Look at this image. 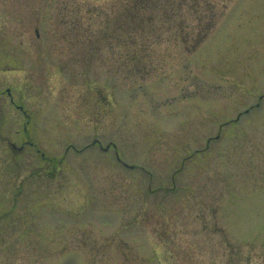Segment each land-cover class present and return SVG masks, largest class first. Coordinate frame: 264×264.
Segmentation results:
<instances>
[{"label": "rangeland", "instance_id": "374dc122", "mask_svg": "<svg viewBox=\"0 0 264 264\" xmlns=\"http://www.w3.org/2000/svg\"><path fill=\"white\" fill-rule=\"evenodd\" d=\"M208 1L196 41L133 0H0V264H264V0Z\"/></svg>", "mask_w": 264, "mask_h": 264}, {"label": "trees", "instance_id": "16d2710c", "mask_svg": "<svg viewBox=\"0 0 264 264\" xmlns=\"http://www.w3.org/2000/svg\"><path fill=\"white\" fill-rule=\"evenodd\" d=\"M215 6V7H214ZM167 8V10H171L177 13V16L182 19V16L187 14L191 20L197 22L195 27L196 29V38L195 40H201L207 37L210 32L216 26L218 18L223 13L226 8V1L222 3V5H212L208 0H133V4L131 6H127V21H129V25L133 27V30H138L142 19H144L143 14H147L148 12L154 13L156 8ZM214 9V10H213ZM184 12V13H182ZM189 12V13H185ZM210 12V15L208 14ZM198 13H200L198 15ZM163 16H166L167 13H163ZM208 16V17H207ZM204 18H207L204 20ZM183 20V19H182ZM180 21L178 24L179 28H182L183 21ZM150 24L152 21H148ZM75 24V23H74ZM67 25V30L71 32L74 29L80 31V27L78 25H73L69 23V21L65 22ZM190 27V26H188ZM181 34L182 30H180ZM188 38L185 37V41ZM88 55H82L84 60ZM136 55H132L131 60L133 63L139 62V60L135 57ZM148 72V71H147ZM239 261H236L234 264H238Z\"/></svg>", "mask_w": 264, "mask_h": 264}, {"label": "flooded vegetation", "instance_id": "af4514ba", "mask_svg": "<svg viewBox=\"0 0 264 264\" xmlns=\"http://www.w3.org/2000/svg\"><path fill=\"white\" fill-rule=\"evenodd\" d=\"M11 103L13 104V105H15V102L14 101H12V98H11ZM16 106V105H15ZM19 110H21L22 111V109L21 108H19L20 106H16ZM22 113H23V115H27V112L26 111H22ZM24 131L26 132V129H24Z\"/></svg>", "mask_w": 264, "mask_h": 264}]
</instances>
